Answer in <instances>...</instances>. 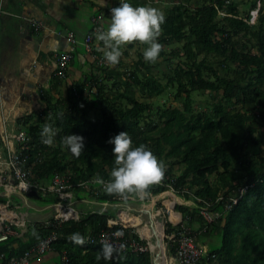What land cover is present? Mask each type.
<instances>
[{
	"label": "trees",
	"instance_id": "trees-1",
	"mask_svg": "<svg viewBox=\"0 0 264 264\" xmlns=\"http://www.w3.org/2000/svg\"><path fill=\"white\" fill-rule=\"evenodd\" d=\"M167 1L158 37L167 69H173L172 74L163 73L166 84L148 73L141 77L139 70L149 69L142 60L136 70L123 72L121 61L108 67L97 59L96 73L70 86L54 74L50 88L41 90L42 110L16 121L30 139L25 167L31 181L41 185L56 174L89 185L74 187L82 199L113 205L127 195L136 197L135 191L109 193L97 179H111L115 157L109 139L127 130L134 145L149 146L165 166L163 177L143 192L159 195L173 190L195 204L177 205L182 223L165 225L169 254L175 256L178 246L169 237L175 234L180 239L187 233L196 241L211 240L197 264H264V0ZM255 10L259 16L251 24ZM175 60L179 62L172 68ZM134 86H145V92L155 97L174 94L179 105L153 107L137 97ZM196 93L221 94V99L214 96L206 109H196ZM95 110L100 117L93 119ZM45 122L58 128L52 145L41 140ZM68 133L85 138L79 155L63 144ZM34 198L56 202L40 194ZM113 218L115 214L106 210L84 213L80 221L61 225L54 221L60 260L66 252L67 264H153L151 252H113L106 257L103 245L87 239L98 240ZM51 231L33 222L24 235L27 240L17 238L18 247H13L11 235L6 244L0 243V254L5 259L20 256Z\"/></svg>",
	"mask_w": 264,
	"mask_h": 264
},
{
	"label": "crops",
	"instance_id": "crops-1",
	"mask_svg": "<svg viewBox=\"0 0 264 264\" xmlns=\"http://www.w3.org/2000/svg\"><path fill=\"white\" fill-rule=\"evenodd\" d=\"M164 12L167 0H152ZM140 3H150V0H137ZM118 4V0H6L2 16L0 35V164L4 165L6 145L15 147L17 142L13 136L20 131L15 120L21 113H36L35 110L44 107L42 89L51 86L52 77L57 68V57L70 52L72 60L68 65L67 84L72 85L83 81L92 73H96L97 59L103 58V42L94 38V55H89L82 43L72 46L67 37L69 31H74L83 40L88 33L94 32V20L102 15L99 25L106 30L110 23V9ZM161 7V8H160ZM35 19L44 24L40 31L29 24ZM134 42L122 45L123 63L129 54L132 55ZM98 72V71H97ZM8 137V140L5 137ZM81 196V195H80ZM75 192L73 203L81 215L87 212L110 210L115 207L107 203H98L86 197L82 199ZM10 202L14 209L25 217L28 222H40L49 219L55 212L51 204H46L34 197L20 194H9L0 185V199ZM135 203L137 201H131ZM1 203V202H0ZM133 205V204H132ZM92 206H94L92 208ZM127 207V206H126ZM131 210V207H127ZM152 210V208L150 207ZM114 210L112 212H115ZM27 225V226H28ZM20 234L13 236V247H18V239L27 240L25 233L13 227ZM7 243V242H6ZM4 242V244H6ZM38 264V263H34ZM39 264H61L60 255L54 250L46 254Z\"/></svg>",
	"mask_w": 264,
	"mask_h": 264
},
{
	"label": "built area",
	"instance_id": "built-area-1",
	"mask_svg": "<svg viewBox=\"0 0 264 264\" xmlns=\"http://www.w3.org/2000/svg\"><path fill=\"white\" fill-rule=\"evenodd\" d=\"M5 1L6 0H0V35ZM217 9L219 10L218 7ZM219 14L222 15L224 14V12L219 11ZM102 18V15L97 16V18L94 20V32L88 33L82 41L79 40L74 31H69L67 33L69 43L72 46L82 43V45L86 49V52L89 55H94L93 44L95 33L102 30V27L99 25ZM253 19L254 17H252V20ZM28 22L35 28L36 31H40L44 27V24L42 22L35 19L28 20ZM71 60L72 55L70 52L62 53L57 57V68L55 74L60 79H66V72ZM99 64L101 66L108 67L115 66L107 63L104 58L99 59ZM91 92L95 93L96 89L93 88ZM5 138L8 140L7 136ZM13 138H15L17 146L15 147L12 144L6 145V154L3 159L4 165L2 166V164H0V185L3 186L9 194H20L27 196L31 192H36L46 199H54L56 200V202L51 205L54 206L55 212L49 219L39 222L46 228L52 229L51 233L44 236L37 244L26 250L20 256H13L9 259H5V254H0V264H34L37 262L41 263L46 254L55 250V243L60 238L57 232L53 230L55 226L54 221H57L60 225L71 220L80 221V213L77 212L73 203L75 195V192L73 190L74 187L77 186L78 188L87 189L89 185L85 183L74 184L71 182V178L69 175L59 174H56L54 178L46 185L32 182L30 179V170L25 167L26 156L24 152L27 151L30 147V139L26 131L23 129L18 131L13 136ZM103 188L105 189L104 186ZM131 196L133 195L125 196L121 198L119 202H121L123 199V201L129 199V197ZM138 196H141V199L143 200L149 195L145 194L144 192H141V195H139L137 192L136 197ZM234 201L235 203L237 202L236 199ZM113 206L114 205L110 207ZM105 211L106 210H104V212ZM126 211L130 215L136 217L130 209L124 207L119 211V213H117V216L115 218L109 219L107 221V227L105 229H101V232L98 235V240L95 236L88 237L87 239H91L93 242L96 241L100 245H103V247L106 243H110L113 245L114 252L121 254H125L127 252L133 254H143L149 251H153L150 243L146 244L144 242V238H148L143 237L140 233L138 235L135 231L129 228L134 226L126 225L125 220L122 218L123 213H126ZM178 214L180 215L179 218L182 219L181 214ZM209 220H211V218ZM29 223L31 224L32 222ZM27 225L28 222L25 217L22 215V213L19 214L9 201L0 203V243L7 241L11 235L20 234V232H18L17 230H13V227H17L18 230L22 232L23 230H28L29 225ZM156 225L157 223L152 221L150 229H153ZM163 230L165 229L163 228ZM128 231L132 232L133 237H128L126 235ZM169 238L174 242V245H178L176 248V256L172 258L171 264H174L175 262H177V264H197L201 257L207 252L206 248H202L197 244V241L191 234H183L180 239H177L175 234H172V236ZM166 245L168 248V244ZM61 262L63 264L68 263V255L66 252H63V254L61 255Z\"/></svg>",
	"mask_w": 264,
	"mask_h": 264
},
{
	"label": "clouds",
	"instance_id": "clouds-1",
	"mask_svg": "<svg viewBox=\"0 0 264 264\" xmlns=\"http://www.w3.org/2000/svg\"><path fill=\"white\" fill-rule=\"evenodd\" d=\"M110 12V23L106 30L96 33V38L103 42L104 60L110 65L118 64L123 54L121 46L132 41H140L147 45L143 50L146 61L157 60L162 50V43L158 37L165 21L164 12L150 3L136 4L133 0H119L116 6L111 7ZM252 17L257 19L258 15L253 14ZM57 134L58 128L50 122H45L40 132L42 143L52 145ZM84 140L83 135L76 133H68L62 137L63 144L76 155L83 151ZM109 143L114 145L112 152L115 157L111 179L105 182L103 177H97L107 192L119 194L143 192L149 185L163 177L165 172L163 161L159 160L146 144L134 145L127 130L111 137ZM113 252V245L106 243L102 254L110 257Z\"/></svg>",
	"mask_w": 264,
	"mask_h": 264
},
{
	"label": "rangeland",
	"instance_id": "rangeland-1",
	"mask_svg": "<svg viewBox=\"0 0 264 264\" xmlns=\"http://www.w3.org/2000/svg\"><path fill=\"white\" fill-rule=\"evenodd\" d=\"M152 2V5L157 7L159 6L158 4H154V2L152 0H150ZM238 1H243V0H238ZM159 8V7H157ZM161 8V7H160ZM162 9V8H161ZM254 14V16H259V13L257 10H255L254 12H252V15ZM256 20L257 19H253L251 20V24H254L256 23ZM134 42V45L133 47H136L135 49L132 50V55L129 54V56L126 58V60L123 62V69L121 71L124 72V70H127V71H133V70H136L135 68V65H137L138 61L139 60H142L144 61L145 63H147V65L149 66V69H144V68H141V70H139V75L141 77H143V74H149L150 76H154L156 77L157 79H159L161 81V83L163 84H166L167 80L166 79H163V73L164 72H169V70L167 69V64H166V61H165V57H163L161 54L160 56L158 57L157 60H155L154 62H149V61H146L144 56H143V50L144 48L147 46L146 44L140 42V41H133ZM1 48V46H0ZM170 49L171 47H167L165 50L168 51V53L170 52ZM179 62V60H175L173 62V67L174 68L177 63ZM2 68V67H1ZM0 68V76L2 74V69ZM126 68V69H125ZM173 69L170 70V74H172V71ZM144 85L146 84L145 81H143ZM111 85V84H110ZM135 88L136 90V95L138 98H140L142 101L144 102H147V103H150L153 107H160L161 109H165L167 107H177L179 105V101H177L174 97V94H171L169 92H166L164 93L162 96H159V97H155L154 95H148L147 92H145L146 88L145 86H141V87H133ZM145 88V89H144ZM218 97L219 99H221V94H210V93H205L203 95H200L198 93H196L194 95V106L196 109H201V110H204L206 109L209 105H208V102L207 100H211L212 97ZM43 108V107H42ZM42 108H39L37 110H35L36 112H40L42 110ZM25 115V113H21L20 116H18L15 120V123L17 121V119L21 116ZM92 118L93 119H96L98 117H100V114H99V111L98 110H95L93 112V114H91ZM17 124V123H16ZM18 126V125H17ZM261 129L262 131L264 132V126L261 125ZM264 146H262L263 148ZM174 160V158H169V162H172ZM173 191L172 190H169V191H166L164 192V194H161V199L160 201L158 202L157 201V204H154V202L158 199L159 196L153 198L151 197V195H149L147 198L145 199H141L142 197L141 196H138V197H129V199H126L125 201H121L119 203H115L113 204L115 207L114 209L112 208L111 211H114V210H117L115 212H113L115 214V217L117 216V213H119L120 210H122L124 207H131V212L136 216V217H139L141 220H143V223L141 224H148L151 226V218H150V212H148V210L150 209V207L152 206V209H150V211L154 212L153 214L156 216V215H160L162 217V226L163 228L165 229V225L166 224H172L173 226H178L180 225V223H182L183 219H179V214H176L175 212L176 211V206L177 205H189V206H195L194 202L192 201H185V199H182L181 197H177L175 198L174 195H173ZM84 194V192H83ZM139 195H141V192H138ZM24 196V195H23ZM28 196V195H27ZM177 196V195H176ZM50 200V199H48ZM137 201L135 203H132L131 201ZM154 200V201H153ZM167 200H171L173 201L171 203V207H169L170 211H171V217L173 219H178V221H172L171 218H170V213H169V210H168V206L167 205ZM133 204V205H132ZM108 206V205H107ZM109 206H112V205H109ZM94 206H92L93 208ZM101 208V209H100ZM143 208V209H142ZM147 208V209H146ZM100 210H96V212H99V213H103L104 212V208L103 207H99ZM141 209V210H140ZM127 212V211H126ZM160 212V213H159ZM162 214V215H161ZM204 215L206 216V218L209 220L211 218V215L208 214L206 211H204ZM128 217L129 218H133L132 215H130L129 213H123L122 215V218L125 220V223H131L130 220H128ZM157 217V216H156ZM76 221V220H75ZM150 222V223H149ZM32 223H33V220H32ZM143 226L144 225H141L140 227H129L131 228L133 231H135L138 235L139 233L142 235V232H143ZM153 232V230H152ZM130 237L132 236L133 237V234L132 232H130ZM143 236V235H142ZM144 237V236H143ZM155 239V236L153 235V237ZM155 242V240H153ZM211 240L210 239H206V240H197V243L200 247H204V248H208L207 244L208 242H210ZM144 242L147 244V243H150L148 239H145L144 238ZM164 245H165V253H166V257L164 258L166 264H171V260L172 258H174V256H172L171 254H169V249L167 248V245H166V234H165V230H164ZM151 252L152 254V261H153V264H156L155 262V259L157 258L158 259V252H154V251H149ZM154 253V254H153ZM176 256V254H175ZM176 258V257H175ZM160 261H162V259H160ZM61 262V260H60ZM38 263V262H37ZM158 263V262H157ZM39 264V263H38ZM174 264H177V262H175Z\"/></svg>",
	"mask_w": 264,
	"mask_h": 264
},
{
	"label": "bare ground",
	"instance_id": "bare-ground-1",
	"mask_svg": "<svg viewBox=\"0 0 264 264\" xmlns=\"http://www.w3.org/2000/svg\"><path fill=\"white\" fill-rule=\"evenodd\" d=\"M173 191V190H172ZM174 192V191H173ZM161 194H164V192L163 193H161ZM161 194H159V195H152L151 197H153V198H155V197H157V196H159L158 197V199L154 202V204H157V201L159 202L160 201V199H161ZM173 195H174V197L175 198H177L178 197V195L174 192L173 193ZM177 195V196H176ZM154 201V200H153ZM173 201H171V200H167V205H169L167 208H168V210H169V213H170V218H171V220L172 221H178V219H173L172 217H171V211H170V209H169V207H171V203H172ZM174 203V202H173ZM151 208H152V206H151ZM143 209V208H142ZM147 209V208H146ZM141 210V209H140ZM153 210V209H152ZM148 212H150V218H151V220L150 221H152V220H156V216L153 214L154 212H152V211H150V209L148 210ZM127 213V212H126ZM160 213V212H159ZM176 213V212H175ZM179 212H177L176 214H178ZM180 216V215H179ZM182 216V215H181ZM82 217V215L80 214V218ZM180 219V218H179ZM128 220H130V222L131 223H126V225L127 226H134V227H140L141 225H144L143 226V232H142V235L144 236V237H146V238H148L149 239V242H150V245H151V248H152V250L154 251V252H158V253H160L159 254V257H158V259H157V264H166V262H165V260H164V258L166 257V254H165V245H164V230H163V226H162V224H160L159 222L157 223V225L156 226H154V228L153 229H150V225H148V224H146L145 225V223L144 224H141V223H143V220H141L139 217H134L133 216V218L131 219V218H129L128 217ZM157 221V220H156ZM150 223V222H149ZM152 230H153V232H152ZM153 235L155 236V239L154 238H152L153 237ZM153 240H155V242L153 241ZM167 244V243H166ZM154 254V253H153ZM160 259H162V261H160Z\"/></svg>",
	"mask_w": 264,
	"mask_h": 264
},
{
	"label": "water",
	"instance_id": "water-1",
	"mask_svg": "<svg viewBox=\"0 0 264 264\" xmlns=\"http://www.w3.org/2000/svg\"><path fill=\"white\" fill-rule=\"evenodd\" d=\"M37 195H38V194H37L36 192H31V193L28 194L29 197H36ZM156 216H157V217H156V220H157V221H156V220H154V221H155L156 223L159 222L160 224H162V217H161L160 215H156ZM159 254H160V253H158V255H157L158 257H159ZM165 254H166V253H165ZM155 262H156V264H157V258L155 259Z\"/></svg>",
	"mask_w": 264,
	"mask_h": 264
}]
</instances>
